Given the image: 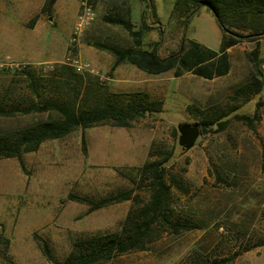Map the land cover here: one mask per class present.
Wrapping results in <instances>:
<instances>
[{"label":"rangeland","instance_id":"1","mask_svg":"<svg viewBox=\"0 0 264 264\" xmlns=\"http://www.w3.org/2000/svg\"><path fill=\"white\" fill-rule=\"evenodd\" d=\"M47 1L0 0V60L26 65L0 71L5 105L22 110L55 102L80 110L107 100L120 104L147 93V99L162 103V112L140 117L130 127L107 121L78 127L24 154L25 171L17 158L0 157V234L11 242L9 252L0 253V264H53L34 233L49 242L58 262L77 239L120 233L128 213L138 212L150 196L139 167L169 155L167 182L174 177L182 185H171V218L197 228L179 233L160 228L162 235L146 250L124 252L97 264H264V244L259 245L264 240V37L244 38L228 47L230 69L213 79L190 71L179 77L172 70L148 73L128 61L112 70L114 54L93 41L155 46L167 55L189 39L218 49L222 31L205 3L184 23L183 16L171 14L175 0H92L95 17L76 46L91 69L73 71L63 65L79 11L77 4L68 7L65 2L77 0H61L60 6L68 8L58 12L44 11ZM218 2L228 7L235 1ZM108 13L134 21L141 29L140 44L123 25L108 22L104 17ZM260 100L251 125L234 118L251 116ZM60 118L55 110L17 112L0 116V132ZM178 118L189 124L207 119L228 123L222 131L201 133L195 146L182 153L174 122ZM129 189L139 200L89 214V204L68 197L74 193L98 201ZM236 252L240 254L222 262Z\"/></svg>","mask_w":264,"mask_h":264},{"label":"trees","instance_id":"2","mask_svg":"<svg viewBox=\"0 0 264 264\" xmlns=\"http://www.w3.org/2000/svg\"><path fill=\"white\" fill-rule=\"evenodd\" d=\"M228 7L218 0H175L171 14L184 17L187 22L190 16L201 4H207L213 10L216 21L222 31V38L218 49L209 48L196 40L189 39L187 45L180 44L177 50H172L167 55H161L154 46L151 49L138 48L136 46L119 47L117 45L93 41L97 48L107 50L114 54L115 61L111 69L114 70L123 62H131L148 73H160L172 70L174 77H179L183 71H190L199 77L213 79L226 74L230 69V57L227 48L243 40L244 38L257 39L264 37V0H234ZM56 0H48L43 10L52 9ZM154 7V6H153ZM105 19L114 24L123 25L140 44L141 29H136V24L129 18L105 14ZM148 26L147 23H145ZM247 33L242 32L246 30ZM255 68H258V59L255 52H251ZM75 71V69L65 64ZM2 69H0L1 71ZM17 71V70H16ZM24 71H29L24 68ZM77 72V71H76ZM148 94H142L139 99H130L127 102L118 104L115 101H106L105 104L80 110H75L64 103H46L44 105H32L29 108L19 110L15 107L9 108L5 105V99L0 96V116H12L17 112L29 114L32 112L57 111L61 118L59 120H42L29 124L24 128L0 132V157L17 158L20 161L22 170H26L24 154L36 152L42 144L48 140L62 138L78 127L83 129L91 128L97 123L110 122L115 127H130L134 120L140 117H149L155 113L162 112L157 101H150ZM256 103L254 113L250 115L235 114L234 118L251 125L257 119L259 105ZM228 119H207L199 123L201 133L219 132L225 129ZM82 148L87 154V142L83 135ZM171 156L163 161L147 162L139 167L140 175L148 181L150 191L149 199L139 208L138 212L130 211L121 227L120 233H107L96 235L91 238L77 239L73 243V250L62 261L58 262L52 253L49 242L38 233H34L35 240L41 246L48 261L53 264H97L109 260L115 255L131 250H146L148 245L157 240L162 233L157 231L161 228L172 233L197 228V225L185 223L171 218L170 192L171 185L182 188L176 178H171V184L167 182V163ZM124 175V173H122ZM69 200L89 204L87 213H91L111 204L127 200H139L133 189L122 191L114 195L102 198L98 201L74 193L69 194ZM1 233V232H0ZM0 253L6 255L10 249V239L1 238ZM264 244V240L259 245ZM258 246V245H257ZM240 252L225 258L222 262L229 261ZM216 263V262H215Z\"/></svg>","mask_w":264,"mask_h":264},{"label":"built area","instance_id":"3","mask_svg":"<svg viewBox=\"0 0 264 264\" xmlns=\"http://www.w3.org/2000/svg\"><path fill=\"white\" fill-rule=\"evenodd\" d=\"M94 17L95 10L92 0H81L80 10L77 14V18L75 20L72 30L69 54L65 58V63L72 66L77 71L91 69L90 64L81 60L78 54L76 53V46L84 28L94 19ZM20 67H26V65H20L19 63L9 59L0 60V69H15Z\"/></svg>","mask_w":264,"mask_h":264},{"label":"water","instance_id":"4","mask_svg":"<svg viewBox=\"0 0 264 264\" xmlns=\"http://www.w3.org/2000/svg\"><path fill=\"white\" fill-rule=\"evenodd\" d=\"M174 122L178 132L177 144L181 152L185 153L194 147L199 139L201 135L200 125L197 123L189 124L183 118H178Z\"/></svg>","mask_w":264,"mask_h":264},{"label":"crops","instance_id":"5","mask_svg":"<svg viewBox=\"0 0 264 264\" xmlns=\"http://www.w3.org/2000/svg\"><path fill=\"white\" fill-rule=\"evenodd\" d=\"M60 4H61V0H56V2L54 3L53 8H54V10L56 12L61 11L63 9H67L69 6H73L75 4L78 5V7H76V9H77V11H79L80 4H81V0H77V1H73V2L72 1H66L65 4L68 5V7H66V6H60ZM215 78H217V77H215Z\"/></svg>","mask_w":264,"mask_h":264}]
</instances>
